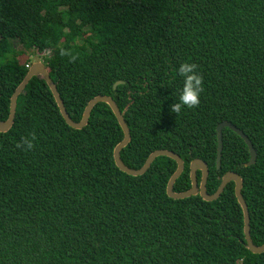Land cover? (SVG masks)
I'll list each match as a JSON object with an SVG mask.
<instances>
[{
    "label": "trees",
    "instance_id": "1",
    "mask_svg": "<svg viewBox=\"0 0 264 264\" xmlns=\"http://www.w3.org/2000/svg\"><path fill=\"white\" fill-rule=\"evenodd\" d=\"M13 40L49 52L44 63L74 121L93 98L115 100L131 130L121 153L130 168L156 150L179 154L178 193L191 189L195 159L209 165L210 194L239 173L252 240L264 244V0H0V121L31 67ZM185 62L202 79L200 103L174 113ZM15 121L0 132V264H264L247 248L234 182L216 201L172 199L175 160L158 157L137 177L117 167L124 132L107 103L74 129L33 77ZM225 121L251 139L252 166L244 139L225 128L217 169Z\"/></svg>",
    "mask_w": 264,
    "mask_h": 264
},
{
    "label": "water",
    "instance_id": "2",
    "mask_svg": "<svg viewBox=\"0 0 264 264\" xmlns=\"http://www.w3.org/2000/svg\"><path fill=\"white\" fill-rule=\"evenodd\" d=\"M39 76L45 79L47 85L50 87L55 97V100L58 104V107L61 111L62 116L64 117L66 122L74 129L82 130L89 124L91 113L94 107L98 103L104 102V103H107L111 107V109L113 110L115 116L117 117L118 122L124 132V139L121 141V143L117 145V147L114 150V157H115L116 165L124 173L131 175V176H135V177L142 176L150 169V167L152 166V164L158 157L165 156V157H169L175 160L177 162L178 167L175 173L173 174V176L171 177L169 184H168V188H167L168 196L172 199H185L191 196L200 195L205 201H209V202L216 201L224 193L227 185L231 182H234L236 196L244 212V229H245V239L247 242V248L254 254L264 253V244L262 246H257L256 244H254L252 237H251V215H250L248 204L246 200L244 199L243 192H242L243 187H244V180L239 173L232 172V171L227 172L223 176L221 185L219 186L218 190L214 194H210L207 191V183H208V179L210 175L209 166L204 160L195 159L192 161L190 165L192 187L190 190L186 192L178 193L175 191V184L185 170L184 160L179 154L173 151L167 150V149L156 150L148 157L145 165L142 168L140 169L130 168L124 163L121 157L122 150L125 149L129 145L132 139L131 130L125 120V112H122L120 110L117 103L111 96L101 95V96H97L93 98L88 103L81 121L79 122L74 121L70 117L66 109V106L64 104V101L62 100L60 96L58 87L53 81V79L51 78L49 70L44 62L38 61L36 63H33L31 67L29 68V71L26 77L24 78L22 83L18 86L16 91L14 92L12 99H11L9 118L6 121H0V132L1 133H6L13 127L15 123V119H16V114H17V102H18L19 96L24 92V90L26 89L27 85L32 80V78L39 77ZM122 83L124 82L123 81L118 82L115 85V89L117 88L119 84H122ZM225 128H230L231 130H233L235 133H237L239 136H241L244 139V141L249 147V151L251 155L249 162L246 163V166L247 167L252 166L256 162L257 157H258L257 150L255 149L252 141L241 129L236 127L231 122L225 121V122H222L217 128V132H218L217 169L219 170L222 164V155H223V148H224V133L223 132ZM199 171L202 173V178L200 182L197 176Z\"/></svg>",
    "mask_w": 264,
    "mask_h": 264
},
{
    "label": "clouds",
    "instance_id": "3",
    "mask_svg": "<svg viewBox=\"0 0 264 264\" xmlns=\"http://www.w3.org/2000/svg\"><path fill=\"white\" fill-rule=\"evenodd\" d=\"M175 71L182 77L183 85L179 90V102L171 106V111L179 113L184 108H194L200 103L202 79L196 72V65L190 62L182 63ZM25 144L29 149L33 147L31 140H26Z\"/></svg>",
    "mask_w": 264,
    "mask_h": 264
},
{
    "label": "rangeland",
    "instance_id": "4",
    "mask_svg": "<svg viewBox=\"0 0 264 264\" xmlns=\"http://www.w3.org/2000/svg\"><path fill=\"white\" fill-rule=\"evenodd\" d=\"M12 42H14L15 51L23 52L20 55L21 62L23 63L30 61L28 63L32 65L33 63H36L38 61L45 62L44 59L49 55V52L39 53L37 51H26L17 40H13Z\"/></svg>",
    "mask_w": 264,
    "mask_h": 264
},
{
    "label": "bare ground",
    "instance_id": "5",
    "mask_svg": "<svg viewBox=\"0 0 264 264\" xmlns=\"http://www.w3.org/2000/svg\"><path fill=\"white\" fill-rule=\"evenodd\" d=\"M50 73V72H49ZM33 79V78H32ZM57 85V84H56ZM119 86V85H118ZM20 97V96H19ZM93 112V111H92ZM16 122V121H15ZM12 129V128H11ZM243 131V130H242ZM251 140V139H250ZM185 163V162H184ZM222 165V164H221ZM209 166V165H208ZM210 169V168H209ZM199 180V179H198ZM242 192H243V190H242ZM252 237V236H251Z\"/></svg>",
    "mask_w": 264,
    "mask_h": 264
}]
</instances>
